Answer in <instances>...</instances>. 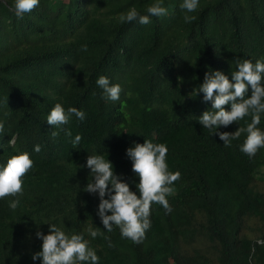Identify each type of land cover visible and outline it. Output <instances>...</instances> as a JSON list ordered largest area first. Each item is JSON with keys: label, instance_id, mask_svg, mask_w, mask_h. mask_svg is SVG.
Listing matches in <instances>:
<instances>
[{"label": "trees", "instance_id": "trees-1", "mask_svg": "<svg viewBox=\"0 0 264 264\" xmlns=\"http://www.w3.org/2000/svg\"><path fill=\"white\" fill-rule=\"evenodd\" d=\"M154 2L40 0L18 19L9 10L14 0H0V167L23 152L34 162L18 208H9L12 197L0 200V264H42L32 260L42 251L36 232L49 234V224L82 234L99 264H249L250 257L264 264V244L257 243L264 241V148L249 159L240 151L243 134L225 147L198 123L211 102L203 93L189 96L206 72L231 80L237 59L264 57V0H200L190 24L183 0H163L166 16L120 23L121 13L134 7L148 15ZM100 76L121 86L119 101L101 98ZM56 103L83 111L85 120L73 116L54 129L47 116ZM250 120L219 131L234 133ZM258 127L264 131V114ZM77 134L82 140L73 148ZM146 139L167 145L169 171L181 178L167 197L171 214L153 204L151 227L136 245L118 227L104 229L98 193L83 191L90 170L80 166L88 155H103L138 194L126 150ZM89 227L103 235L93 239Z\"/></svg>", "mask_w": 264, "mask_h": 264}, {"label": "clouds", "instance_id": "clouds-1", "mask_svg": "<svg viewBox=\"0 0 264 264\" xmlns=\"http://www.w3.org/2000/svg\"><path fill=\"white\" fill-rule=\"evenodd\" d=\"M200 0H183L180 5L185 13V23H192L196 17L188 15L194 13L199 7ZM40 4V0H14L9 9L18 19H22L26 13L32 12ZM148 15H140L133 7L119 16L120 23L138 22L140 25L149 24L150 17H162L167 15V8L163 6V0H155L147 8ZM81 51H87V45L82 46ZM237 68L231 73V80L222 71H208L205 73L204 82L195 88L192 94L203 93V101L211 102V110H206L198 118V123L214 135L219 136L225 147H230L233 140L245 135L240 151L253 159L258 151L264 148V131L258 126L261 124V116L264 114V57L253 63L250 59H237ZM102 89V99L116 102L120 100L122 88L119 84H111L109 78L100 76L96 81ZM249 89L251 95L249 96ZM230 105L231 110H226ZM85 120V113L76 107H68L67 110L61 103H56L47 116V124L54 129H60L68 125L72 117ZM245 117H250L246 126H239L234 133L220 132L219 129L238 124ZM4 123L0 122V134L4 133ZM59 135L58 131H52L53 138ZM68 138L72 137L70 129L65 131ZM16 136L8 142V147L14 148ZM82 136L77 134L70 139L73 148L81 143ZM34 151L39 153L41 146L36 145ZM168 147L164 143H153L145 140L143 144L134 143L133 147L126 150L127 157L132 162V172L139 178L136 184L137 192L131 190L130 184L122 176L113 171V164L103 155H88L86 165L90 170L91 180L83 189L84 192L99 195L97 216L100 218L104 229L111 232L113 227H118L121 237L128 239L136 245L143 243L146 232L151 227V209L153 204L163 207L166 214L173 211L168 196L176 193L175 182L181 178L179 171H169L167 164ZM33 160L28 152L13 155L6 165L0 167V200L12 197L9 208L15 211L19 204V197L24 191V177L32 170ZM109 213H111L109 215ZM49 234L36 232V237L42 240V251L32 255V260H42V264H99V256L89 247V242L82 234L68 235L55 224H49ZM87 233L93 238L102 236L99 228L89 227ZM105 239H108L105 237ZM257 243L264 244L258 240ZM111 247V244H109ZM254 251V249H253ZM251 264V257L249 258Z\"/></svg>", "mask_w": 264, "mask_h": 264}]
</instances>
